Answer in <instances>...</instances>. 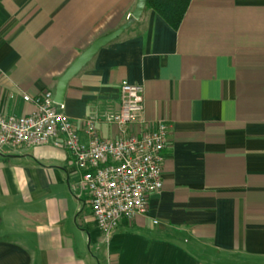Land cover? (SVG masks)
Here are the masks:
<instances>
[{
	"label": "crops",
	"instance_id": "crops-1",
	"mask_svg": "<svg viewBox=\"0 0 264 264\" xmlns=\"http://www.w3.org/2000/svg\"><path fill=\"white\" fill-rule=\"evenodd\" d=\"M138 0H0V114L28 115L94 40ZM144 91L145 131L168 125L163 188L107 238L70 153L0 150V264H264V0H192L180 27L144 8L64 95L102 139L121 84Z\"/></svg>",
	"mask_w": 264,
	"mask_h": 264
},
{
	"label": "built area",
	"instance_id": "built-area-1",
	"mask_svg": "<svg viewBox=\"0 0 264 264\" xmlns=\"http://www.w3.org/2000/svg\"><path fill=\"white\" fill-rule=\"evenodd\" d=\"M121 103L109 118L121 137L102 139L96 130L98 118L82 122L88 143L81 141L76 124L55 101L52 91L24 100L36 111L28 115L0 114V150L6 147L46 146L63 148L81 172V185L89 195L96 224L109 238L124 220L146 214L149 197L163 188L162 166L168 146V125L160 122L145 131L130 132L145 124L144 91L139 84H121Z\"/></svg>",
	"mask_w": 264,
	"mask_h": 264
},
{
	"label": "water",
	"instance_id": "water-1",
	"mask_svg": "<svg viewBox=\"0 0 264 264\" xmlns=\"http://www.w3.org/2000/svg\"><path fill=\"white\" fill-rule=\"evenodd\" d=\"M145 6L146 0H138L137 8L132 13V20L120 26L115 31L97 38L84 52L81 53V55L74 61V63L68 68V70L59 78L55 96L56 103H63L66 88L70 79L78 74L80 70L92 60V58L103 46L117 39L131 25L133 19L139 18Z\"/></svg>",
	"mask_w": 264,
	"mask_h": 264
},
{
	"label": "trees",
	"instance_id": "trees-1",
	"mask_svg": "<svg viewBox=\"0 0 264 264\" xmlns=\"http://www.w3.org/2000/svg\"><path fill=\"white\" fill-rule=\"evenodd\" d=\"M192 0H146L147 9L158 13L172 28L178 29Z\"/></svg>",
	"mask_w": 264,
	"mask_h": 264
},
{
	"label": "rangeland",
	"instance_id": "rangeland-1",
	"mask_svg": "<svg viewBox=\"0 0 264 264\" xmlns=\"http://www.w3.org/2000/svg\"><path fill=\"white\" fill-rule=\"evenodd\" d=\"M1 152V151H0Z\"/></svg>",
	"mask_w": 264,
	"mask_h": 264
}]
</instances>
